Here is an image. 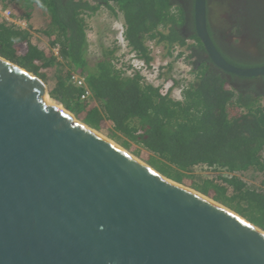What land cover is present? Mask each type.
I'll list each match as a JSON object with an SVG mask.
<instances>
[{"label": "water", "instance_id": "1", "mask_svg": "<svg viewBox=\"0 0 264 264\" xmlns=\"http://www.w3.org/2000/svg\"><path fill=\"white\" fill-rule=\"evenodd\" d=\"M195 26L219 69L264 76V65L221 56L206 0H196ZM45 97L41 79L0 57V264H264V231Z\"/></svg>", "mask_w": 264, "mask_h": 264}, {"label": "trees", "instance_id": "2", "mask_svg": "<svg viewBox=\"0 0 264 264\" xmlns=\"http://www.w3.org/2000/svg\"><path fill=\"white\" fill-rule=\"evenodd\" d=\"M93 1L0 0L3 9L15 3L21 11L16 16L22 20L40 18L37 32L49 42V49L35 44L31 30L9 25L1 12L0 57L45 82L50 98L84 125L106 130L108 138L136 156L145 152L150 167L179 185L194 179V192L264 231V181L256 187L243 179L249 171L264 175V91L236 88L222 71L205 68L194 71L195 82L176 101L171 89L164 91L120 66L117 47L102 44L100 54L90 58L87 17L104 5V0ZM113 4L124 15L129 46L146 64L153 61L149 42L169 50L176 43L184 47L186 39L174 28L179 18L171 14L172 0ZM20 45L25 46L24 54L19 53ZM57 47L59 57L53 54ZM73 73L86 77L91 92L86 100L81 99L84 89L71 82ZM198 168L209 177L196 176Z\"/></svg>", "mask_w": 264, "mask_h": 264}, {"label": "flooded vegetation", "instance_id": "3", "mask_svg": "<svg viewBox=\"0 0 264 264\" xmlns=\"http://www.w3.org/2000/svg\"><path fill=\"white\" fill-rule=\"evenodd\" d=\"M114 2L118 1L104 0L106 17L121 21L126 28L124 15ZM172 2L171 14L179 18V25L174 28L186 39L184 47L189 52L193 71L196 70L197 73L209 68L221 72L212 63L201 40L199 43L195 39V36L198 37L195 26L196 0ZM115 7L116 10L111 11ZM206 25L212 43L229 64L238 68L264 65V0H206ZM160 31L169 33L167 28L161 27ZM175 45L180 46L179 43ZM222 72L236 88L258 87L264 91V76L247 78L244 81L241 80L242 77L236 76L237 79H232L231 74Z\"/></svg>", "mask_w": 264, "mask_h": 264}, {"label": "built area", "instance_id": "4", "mask_svg": "<svg viewBox=\"0 0 264 264\" xmlns=\"http://www.w3.org/2000/svg\"><path fill=\"white\" fill-rule=\"evenodd\" d=\"M2 18L6 23L9 25L20 27L23 30H27L28 24L26 20H22L18 17H15L14 14L10 9H5L2 11ZM118 25V24H117ZM115 30L118 31V35L108 44V47L111 49L117 47V58L120 62V66L125 67L131 72L139 73L143 77L146 78V81L154 84L156 86H163L164 91H168L171 89V97L178 101L182 100L183 92L187 89L190 84L194 83L196 80L197 75L193 71L192 64H190V57L189 52L186 50L185 47L182 46H175L172 50V61L164 63L161 66L155 67V65L151 62L149 65L142 59H140L136 52H134L131 47L129 46L126 38L125 32L126 28L123 23L119 25V28L115 26ZM113 27V28H114ZM153 42H150L148 47L153 49L151 46ZM59 47L55 49V56L59 57ZM127 56H130L127 58ZM191 67V69H186V67ZM171 67V79L168 80H161L162 71L164 68ZM162 70V71H161ZM71 82L75 86L84 89L83 94L81 95L82 100H86L90 95L91 92L86 83V77L79 75L77 73H73L71 76ZM172 83L168 88V84ZM167 86V87H166Z\"/></svg>", "mask_w": 264, "mask_h": 264}, {"label": "rangeland", "instance_id": "5", "mask_svg": "<svg viewBox=\"0 0 264 264\" xmlns=\"http://www.w3.org/2000/svg\"><path fill=\"white\" fill-rule=\"evenodd\" d=\"M87 1L91 2L92 4H95V2L93 0H87ZM4 9L2 8V4L0 3V13ZM6 9H10L12 11V13L14 14L15 17H17L16 15H20L21 14V11L19 10V8L17 7V5L15 3L14 4H11ZM42 17L45 18V15L42 16ZM40 22H41V19L40 18L33 17L31 19V21H29V22L27 21V24H28L27 30L28 29L31 30V32H32V41L35 44H38L39 43V45H41L43 48L49 49L48 39H46L45 37L41 36L37 32V29L40 28V24H41ZM87 23H88L87 36H88V43H89L88 56L90 58H94V57H97L100 54L99 51L101 50L100 48H101L102 44L107 48L108 47V44H110L111 41L118 35L117 34L118 31L115 30L114 25L117 26V28H119V25L122 22L119 21V20H111L108 17H106L105 10H104L103 7H101L100 10L95 15L90 16V17H87ZM149 44H150V42L147 43V45H149ZM175 46H173L169 50L168 47L165 46L164 44H161L160 45V44H157V43L153 42V45L151 46L153 49H151L150 47H149V49H150V52H151V57L153 58L152 63L155 65V67L161 66L164 63L166 64L167 62L172 61V59H171L172 54L171 53H172V50L175 48ZM55 49L56 48L53 49V54H55ZM25 51H26L25 46L20 45L19 46V53L20 54H24ZM129 57L130 56H127V58H129ZM190 64H192L191 61H190ZM187 68L188 69H191L190 66L189 67H186V69ZM171 77H172V75H171V72H170V68H168V67L167 68H164L163 71H162L161 80L162 81L163 80L165 81V80L171 79ZM171 84L172 83H169L167 85L168 88L170 87ZM45 85H46L47 90H48V85L46 83H45ZM261 103L264 105V99H262V102ZM57 105L60 106L59 104H57ZM79 122H81V121H79ZM96 132H98V134H101V135L105 136L104 138L108 139L109 141H111V142L115 143L116 145H118L119 147H121L119 144H117L116 142H114L113 140H111L110 138H108L107 131L106 130L96 131ZM122 149H124V148H122ZM125 151H127L130 155H132L136 159H138L141 162H143L146 165H148V163H147L148 155L145 152H141L140 156H136L135 154L132 153L133 151H128V150H125ZM263 156H264V154H263ZM194 173L196 174V176L202 175L204 177H209V173L204 172V171H202L199 168ZM243 179L249 185L256 186V187H260V186H262V182L264 181V175L263 174H260L258 172L249 171V172H246L243 175ZM193 183H194V179H190V180L185 179L184 183L183 184H180V185H183V186H185L187 188H190V189L194 190L192 188V184Z\"/></svg>", "mask_w": 264, "mask_h": 264}, {"label": "bare ground", "instance_id": "6", "mask_svg": "<svg viewBox=\"0 0 264 264\" xmlns=\"http://www.w3.org/2000/svg\"><path fill=\"white\" fill-rule=\"evenodd\" d=\"M189 41V40H188ZM156 43V42H155ZM157 49V48H156ZM158 51V50H157ZM169 55V54H168ZM168 58V57H167ZM45 101H46V103L48 104V105H50V106H54V107H57V108H60V109H62V107H60V106H58L52 99H50L49 97H45ZM78 124H80V125H83L82 123H80V122H78V121H76ZM85 127V126H84ZM97 133V132H96ZM98 136H100V137H102V138H104L105 136H102V135H100V134H97ZM105 139V138H104ZM108 140V139H107ZM143 163V162H142ZM145 164V163H144ZM179 186H181V185H179ZM181 187H183L184 189H186V190H189L190 192H192V193H195V194H197V195H200L201 197H203L204 199H206V200H208L209 202H212V203H215L216 204V202H214V201H212V200H210L209 198H207V197H205V196H203V195H201V194H199V193H196V192H194L193 190H191V189H189V188H186V187H184V186H181Z\"/></svg>", "mask_w": 264, "mask_h": 264}]
</instances>
